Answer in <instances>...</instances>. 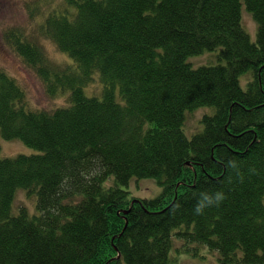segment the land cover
I'll use <instances>...</instances> for the list:
<instances>
[{
  "label": "trees",
  "instance_id": "trees-1",
  "mask_svg": "<svg viewBox=\"0 0 264 264\" xmlns=\"http://www.w3.org/2000/svg\"><path fill=\"white\" fill-rule=\"evenodd\" d=\"M67 1L41 32L70 66L21 35L13 47L68 103L32 108L0 70V135L40 152L0 158V264H173L183 227L221 264H264V0ZM206 51L219 63L190 62ZM97 79L102 96H87ZM206 107L189 137L187 115ZM143 179L161 195L133 197ZM22 190L34 213L13 212Z\"/></svg>",
  "mask_w": 264,
  "mask_h": 264
},
{
  "label": "rangeland",
  "instance_id": "rangeland-1",
  "mask_svg": "<svg viewBox=\"0 0 264 264\" xmlns=\"http://www.w3.org/2000/svg\"><path fill=\"white\" fill-rule=\"evenodd\" d=\"M67 0H0V70L18 81L26 92L30 106L35 109L53 110L68 103L67 95L50 97L44 82L40 79L35 69L29 66L13 47L14 35H21L23 40L36 43L42 49L48 60L55 66L67 67L72 60L62 53L56 43L42 35L41 26L50 14L63 12L70 9ZM243 27L249 33L252 41H257L258 23L248 10L247 5H242ZM219 51H206L204 54L190 58L196 67L201 65H216L219 63ZM253 73L248 72L240 77L241 85L247 89ZM85 89L87 96H102L101 83L97 79L90 82ZM214 108L206 107L193 111L187 115L184 126L189 137L204 130L201 120L204 115H213ZM201 122V123H200ZM0 158H15L19 155L39 154L20 140H5L0 135ZM133 197L141 199H154L161 195L163 188L156 179L133 180L130 184ZM36 197L26 191H19L14 201L13 212L18 213L25 208L28 212H35ZM186 230H174L176 235L172 240L171 259L173 264H221L220 254L210 251L201 244L188 243L177 233Z\"/></svg>",
  "mask_w": 264,
  "mask_h": 264
},
{
  "label": "clouds",
  "instance_id": "clouds-1",
  "mask_svg": "<svg viewBox=\"0 0 264 264\" xmlns=\"http://www.w3.org/2000/svg\"><path fill=\"white\" fill-rule=\"evenodd\" d=\"M217 198H218V199L221 198L219 194L217 195Z\"/></svg>",
  "mask_w": 264,
  "mask_h": 264
}]
</instances>
